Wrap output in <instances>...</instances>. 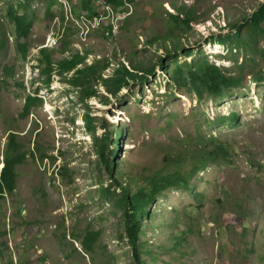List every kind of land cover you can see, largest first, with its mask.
I'll return each mask as SVG.
<instances>
[{
    "label": "rangeland",
    "instance_id": "374dc122",
    "mask_svg": "<svg viewBox=\"0 0 264 264\" xmlns=\"http://www.w3.org/2000/svg\"><path fill=\"white\" fill-rule=\"evenodd\" d=\"M17 1L0 0V34L7 38L0 50V169L8 128L20 134L26 159L16 167L15 190L0 198V264H135L120 209L99 195V186L110 180L85 126L86 115L97 135L105 132L102 123L121 131L118 181L131 192L147 185L152 172L173 169L164 156L179 150L178 138L185 134L213 135L230 150L229 162L210 163L191 176L196 195L168 188L151 205L140 234L144 264H264V82L245 71L241 85L224 97L205 94L198 100L186 86L175 85L170 70L174 60L204 56L235 74L246 53L212 40L234 33L231 25L241 24L264 0H131L121 11L111 7L112 12L91 0L98 12L93 17L81 9V0H67V8L54 0L49 9L48 0H35L31 31L19 39L28 44L24 59L5 15L7 4ZM177 8L182 17L190 8L194 19L174 24L169 13ZM246 32L241 29L239 36ZM153 36L158 38L148 43ZM43 46L54 61L78 52L85 64L106 65L103 77L129 60L144 68L154 65V71L117 96L94 82L96 95L82 101L79 88L67 81L72 72L61 75L53 64L51 80L44 82L37 66ZM247 66L256 68L252 62ZM26 94L42 101L22 116ZM232 113L237 120L215 121ZM34 143L55 161L33 159ZM60 166L66 168L63 176L56 171ZM189 168V161L180 167ZM112 188L121 190L114 183ZM87 230L99 232L91 251L81 244Z\"/></svg>",
    "mask_w": 264,
    "mask_h": 264
},
{
    "label": "trees",
    "instance_id": "16d2710c",
    "mask_svg": "<svg viewBox=\"0 0 264 264\" xmlns=\"http://www.w3.org/2000/svg\"><path fill=\"white\" fill-rule=\"evenodd\" d=\"M35 0H18L16 4L8 3L5 15L8 21L12 24V34L15 38V44L20 52V56L24 59L27 55L28 44L25 40L20 41V38L26 39L33 25L31 16V3ZM54 0H48L47 9L52 5ZM113 9L122 10L125 1L131 0H103ZM81 9L87 11L89 17L97 16L98 12L91 6V0H81ZM176 14L169 13L173 23L178 25L179 22L188 24L194 19V11L187 8L182 17L180 12L182 8L176 9ZM48 11V10H47ZM63 19V15H61ZM236 28L234 33L217 35L212 41L227 44L230 49L237 47L246 53L245 62L236 65L235 74H232L227 68L216 65L206 57H195L190 60H184L182 63L174 60V65L170 68L172 72V80L175 85H184L191 93H195L198 100H201L204 95H209L212 98H222L228 90L241 85L242 77L245 71L252 76L255 82H264V46L259 42L264 41V1L260 2L249 14L244 18L242 23L231 25ZM108 32H111V27L108 26ZM241 29H246L247 35L241 37ZM5 32L0 34V50L4 47L7 38ZM171 32L164 34L170 36ZM156 36H153L148 43H152ZM186 56L190 52L184 50ZM170 56L169 54H167ZM248 55V56H247ZM252 62L255 69H248L247 63ZM260 62V64L258 63ZM53 64L58 66L59 73L72 72L67 81L74 87L79 88L80 100H85L96 95L94 82H101L106 91L117 96L119 91L136 80L143 81L147 79V75L154 71V65L146 68L140 64L128 61V66L121 62L110 77H103L101 71L106 65L99 66L98 61H93L90 64H85V56L78 52L64 57L60 60H53L50 50L43 46L39 48L37 57V66L40 72L45 74L44 82L49 84L51 80V72ZM42 99L32 94L24 96L22 106V116L29 114L31 106L36 102H41ZM229 118L237 120L236 113L231 115H221L216 118L217 122H225ZM86 127L91 132L95 151L101 163H103L105 171L109 175V184L100 185L98 188L99 195L105 202H110L120 209L122 234L131 248L132 256L135 264H144L140 257L141 241L140 234L143 231V219L149 218L152 215L151 205L154 204L162 191L168 188H183L190 193L197 194L195 187L190 184V178L197 172L206 169L210 163L229 162L230 150L225 142L215 138L213 135H207L197 132L195 135L185 134L179 137L180 148L177 152L173 150L166 151L164 161L167 165H173L172 170L165 172H152L147 179V185L137 187L134 191H130L127 186L119 183V171L117 162V149L119 140L121 139L120 130H108L105 124L101 127L105 129L102 135L95 134V129L92 126L91 118L86 115L84 117ZM114 133V136H112ZM20 134L12 129H7V141L3 150L2 167L0 169V198L5 194H11L16 188V179L18 172L16 167L22 164L26 159V152L21 150V144L18 141ZM31 157L38 161L51 159L53 163L56 159L52 154H48L41 145L34 143L33 149L30 151ZM184 161H189L190 168L181 170L180 167ZM57 173L61 176L66 174L65 166H60ZM121 186L120 192H116L112 185ZM200 194V193H198ZM236 213V212H235ZM99 232L95 230H87L82 235L81 244L87 251L93 249V244L97 239ZM176 240L179 239L176 237ZM16 264H27L18 262Z\"/></svg>",
    "mask_w": 264,
    "mask_h": 264
},
{
    "label": "built area",
    "instance_id": "2783aa9c",
    "mask_svg": "<svg viewBox=\"0 0 264 264\" xmlns=\"http://www.w3.org/2000/svg\"><path fill=\"white\" fill-rule=\"evenodd\" d=\"M61 3H63V5H64V7L66 6V8H67V0H59ZM96 2H102L103 3V7H105L106 9H107V11H111L112 12V8H111V6L109 5V4H106L103 0H96ZM60 6H61V4H60ZM81 17V19L84 21L86 18L84 17V16H80ZM116 28V26H114V29ZM111 31H112V29H111ZM108 32V31H107Z\"/></svg>",
    "mask_w": 264,
    "mask_h": 264
},
{
    "label": "crops",
    "instance_id": "0c3cea01",
    "mask_svg": "<svg viewBox=\"0 0 264 264\" xmlns=\"http://www.w3.org/2000/svg\"><path fill=\"white\" fill-rule=\"evenodd\" d=\"M18 263V262H17ZM23 263H26L25 261ZM10 264H13L12 262H10ZM27 264H32L31 261L28 260Z\"/></svg>",
    "mask_w": 264,
    "mask_h": 264
}]
</instances>
